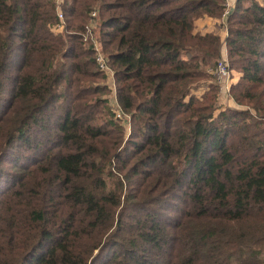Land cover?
<instances>
[{"label":"trees","instance_id":"obj_1","mask_svg":"<svg viewBox=\"0 0 264 264\" xmlns=\"http://www.w3.org/2000/svg\"><path fill=\"white\" fill-rule=\"evenodd\" d=\"M225 9L0 0V264H264V0Z\"/></svg>","mask_w":264,"mask_h":264},{"label":"built area","instance_id":"obj_2","mask_svg":"<svg viewBox=\"0 0 264 264\" xmlns=\"http://www.w3.org/2000/svg\"><path fill=\"white\" fill-rule=\"evenodd\" d=\"M53 2L55 3L56 11L60 19V22L56 29L58 31H62L63 28L65 27V15L62 10L64 0H53ZM225 6H226V9L223 14V19H225V17L227 16V14L229 13L231 9L232 0H225ZM96 16H97V10H94L92 12V17H96ZM94 26H95L94 21H92L87 26V32L85 33L84 39L86 41H90L95 47L96 62L98 64V67L100 70H102L107 75V81H108V84L111 90L110 102H111L112 109L117 118L124 120L127 131L128 133H130L131 132L130 116L124 112L123 108L121 107L118 101L115 71L112 69V67L108 63L107 56L104 53L102 49V45L98 40V37L94 30ZM224 30L227 33V30L226 29ZM211 73L214 75V82L218 86V93H219L220 98L228 99L230 96L231 86L235 82L234 81L235 74L233 73L231 69L226 47L224 49V54L222 58L217 62L215 67L211 69Z\"/></svg>","mask_w":264,"mask_h":264},{"label":"crops","instance_id":"obj_3","mask_svg":"<svg viewBox=\"0 0 264 264\" xmlns=\"http://www.w3.org/2000/svg\"><path fill=\"white\" fill-rule=\"evenodd\" d=\"M196 25H197L196 29L201 32H206V31L220 32L221 31L218 25V22L210 17H204V18L199 19ZM221 33L223 37H226L227 33L225 30H222ZM238 77H239V73H236L234 81H236Z\"/></svg>","mask_w":264,"mask_h":264},{"label":"rangeland","instance_id":"obj_4","mask_svg":"<svg viewBox=\"0 0 264 264\" xmlns=\"http://www.w3.org/2000/svg\"><path fill=\"white\" fill-rule=\"evenodd\" d=\"M234 74H236V72H234ZM203 87H205V86H203ZM126 130H127V128H126ZM128 132V131H127Z\"/></svg>","mask_w":264,"mask_h":264}]
</instances>
